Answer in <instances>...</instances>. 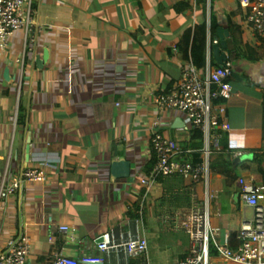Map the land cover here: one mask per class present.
Here are the masks:
<instances>
[{
    "label": "crops",
    "instance_id": "0c3cea01",
    "mask_svg": "<svg viewBox=\"0 0 264 264\" xmlns=\"http://www.w3.org/2000/svg\"><path fill=\"white\" fill-rule=\"evenodd\" d=\"M33 5L36 44L20 29L0 59V156L10 180L32 167L44 168L48 177L5 198L0 254L10 238L27 234L34 239L27 264H47L80 246L94 250L106 235L114 247L107 253L110 264H171L191 252L192 242L187 233L160 228L162 218L190 212L196 198L204 201L209 192L213 262H223L219 244L227 237L238 244L243 228L254 224L255 209L244 201L238 180L255 179L253 155L264 146V39L247 27L246 9L239 0H216L210 7L174 0H33ZM205 21L213 66H219L214 49L219 28L242 31L262 56L235 64L234 84L243 96L215 104L221 120L232 125L221 148L234 152L238 174H211L208 188L192 178L159 176L149 190L142 180L157 159L155 95L181 78L188 61L199 65L200 53L199 62L192 57L193 33ZM46 50L50 57L40 69L36 58ZM162 124L166 137L194 149L179 160H201V133L182 112L168 110ZM119 160L131 162L129 177L113 175ZM199 183L203 200L193 187ZM62 224L75 230L79 242L71 233L50 241ZM140 236L148 237L149 249L132 257L124 244Z\"/></svg>",
    "mask_w": 264,
    "mask_h": 264
},
{
    "label": "built area",
    "instance_id": "2783aa9c",
    "mask_svg": "<svg viewBox=\"0 0 264 264\" xmlns=\"http://www.w3.org/2000/svg\"><path fill=\"white\" fill-rule=\"evenodd\" d=\"M198 0H174L176 4ZM246 9V23L250 32L264 39V0H239ZM208 6L212 0H208ZM36 9L33 0H0V59L10 49L14 34L20 29L27 32L33 45L37 42ZM236 65L229 59L223 66H213L208 55L205 70H200L192 61L184 65L181 78L168 90L159 91L155 95L159 115L153 122V149L156 153V165L151 175L142 183L152 190L157 177L192 178L195 182H205L206 188L211 180V156L222 147L224 133L232 129V125L221 120L220 111L215 109L218 100H229L233 96H243V91L236 88L234 77ZM168 110H179L186 116L191 126L201 133L203 145L199 162H185L178 158L193 154L191 146L166 137L163 133L162 116ZM1 144V134H0ZM47 172L41 167L27 168L13 180L8 179L4 170V157L0 156V209L10 195L21 192L31 182H45ZM244 201L255 209V221L251 226L243 228L238 235L239 243L232 245L229 238L219 244V254L223 262H213L211 249L212 222L210 214L209 192L204 201L196 198L193 209L186 214L165 215L160 228H171L175 233L189 234L192 242L191 252L183 259L171 264H264V186L256 185L242 177L238 180ZM196 189L197 185H193ZM198 196V195H197ZM216 235L219 231H213ZM63 233H71L72 240L79 242L75 230L62 224L53 229L50 241ZM96 248L78 247L74 254H61L47 264H110L107 253L110 246L106 235L96 240ZM5 252L0 254V264H27L34 249V239L23 234L10 238ZM124 246L130 256L135 257L149 249V239L140 236L127 241Z\"/></svg>",
    "mask_w": 264,
    "mask_h": 264
},
{
    "label": "trees",
    "instance_id": "16d2710c",
    "mask_svg": "<svg viewBox=\"0 0 264 264\" xmlns=\"http://www.w3.org/2000/svg\"><path fill=\"white\" fill-rule=\"evenodd\" d=\"M215 1L216 0H212V3H214ZM198 3L207 4L208 0H198ZM138 9L140 14L143 16V9L140 5L138 6ZM208 27V22L205 21L204 23L197 25L193 33L192 57L194 58V61L199 62L196 58V54L200 53L201 61L199 62L198 67L202 71L206 69L208 61ZM227 52L229 54V59L234 64L242 59H246L249 61H258L262 59V56L257 52V49L244 41L242 31H237V28H234L232 30L231 35L228 39ZM25 119L26 118L24 114H22L20 120L23 121ZM238 168L239 166H236V157L234 156V152H231L225 146L220 150H216L213 152L211 156L210 166L212 175L220 174L225 176H234L238 174ZM251 171L252 174L255 175V179H250V181H252L256 185L263 184L264 186V146L255 151L253 155V166ZM197 187L200 198L203 200L205 198V188L203 183H199ZM213 251L212 253H214Z\"/></svg>",
    "mask_w": 264,
    "mask_h": 264
},
{
    "label": "water",
    "instance_id": "95a60500",
    "mask_svg": "<svg viewBox=\"0 0 264 264\" xmlns=\"http://www.w3.org/2000/svg\"><path fill=\"white\" fill-rule=\"evenodd\" d=\"M231 33L228 30H225L224 28H219V37H216L215 39L217 41L220 40V42L216 43L214 46L215 49V54L217 57V61L219 66L225 65L226 61L228 60V56L226 53L223 52V48L227 49L228 48V38L230 37ZM50 57L49 50H46L44 53V56L38 55L36 58V63L38 67L44 68L46 63L48 62ZM5 77L7 80H10L11 75H10V70L9 68L6 70ZM237 78L238 76L235 75ZM30 148V146H29ZM130 171H131V162L128 160H119V161H114L113 163V175L116 177L120 178H126L130 176Z\"/></svg>",
    "mask_w": 264,
    "mask_h": 264
},
{
    "label": "rangeland",
    "instance_id": "374dc122",
    "mask_svg": "<svg viewBox=\"0 0 264 264\" xmlns=\"http://www.w3.org/2000/svg\"><path fill=\"white\" fill-rule=\"evenodd\" d=\"M1 90V89H0Z\"/></svg>",
    "mask_w": 264,
    "mask_h": 264
}]
</instances>
